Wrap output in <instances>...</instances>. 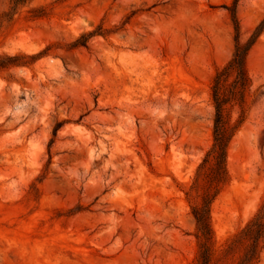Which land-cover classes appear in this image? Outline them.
Instances as JSON below:
<instances>
[{
    "label": "rangeland",
    "instance_id": "1",
    "mask_svg": "<svg viewBox=\"0 0 264 264\" xmlns=\"http://www.w3.org/2000/svg\"><path fill=\"white\" fill-rule=\"evenodd\" d=\"M264 0H0V264H197L210 84ZM7 61V60H6ZM213 199V264L264 197V27ZM232 109V120L239 114ZM264 264V238L258 258Z\"/></svg>",
    "mask_w": 264,
    "mask_h": 264
},
{
    "label": "trees",
    "instance_id": "2",
    "mask_svg": "<svg viewBox=\"0 0 264 264\" xmlns=\"http://www.w3.org/2000/svg\"><path fill=\"white\" fill-rule=\"evenodd\" d=\"M22 1L24 0H13L16 4ZM233 20L235 29L233 53L224 65L216 68L210 84V98L213 105L212 142L198 164L195 179L190 186V191L187 192L190 195L191 190L196 189L200 182L203 185L200 201L191 206L198 240L197 264H213L211 203L219 193L221 185L228 180V147L244 121L247 97L253 85V79L247 66V57L264 27L263 19L250 36L242 41L240 26L234 11ZM15 59L16 55H4L0 58V68L19 64ZM235 106H238L240 111L238 116L232 120L231 112ZM263 238L264 197L244 226L228 239L222 252L233 251L239 246L243 253L238 264H251L259 256Z\"/></svg>",
    "mask_w": 264,
    "mask_h": 264
}]
</instances>
